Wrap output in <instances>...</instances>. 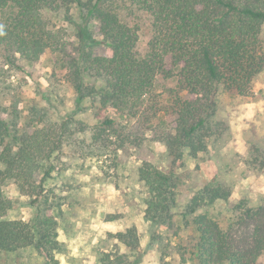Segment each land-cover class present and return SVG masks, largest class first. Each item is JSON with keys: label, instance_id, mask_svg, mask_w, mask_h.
I'll use <instances>...</instances> for the list:
<instances>
[{"label": "trees", "instance_id": "obj_1", "mask_svg": "<svg viewBox=\"0 0 264 264\" xmlns=\"http://www.w3.org/2000/svg\"><path fill=\"white\" fill-rule=\"evenodd\" d=\"M72 9L83 19L75 43L45 16L69 18ZM47 52L77 106L91 105L81 110L87 116L60 118L34 105L23 115L22 74ZM262 73L264 0H0V264L24 250L35 251L42 264H60L55 211L61 205L47 195L48 165L62 158L115 162L119 152L147 140L165 146L171 166L165 172L146 161L136 174L143 219L172 232L160 264H258L264 256V198L256 205L240 200L229 217L215 219L203 211L228 203L232 193L212 180L181 213L194 216L184 223L189 234L180 236L173 222L177 171L186 157L207 153L220 131L214 123L218 95L250 98ZM91 79L101 87L89 85ZM6 185L31 200V221L9 217ZM110 237L128 251L140 250L134 228ZM119 251L103 253L102 264H129Z\"/></svg>", "mask_w": 264, "mask_h": 264}, {"label": "rangeland", "instance_id": "obj_2", "mask_svg": "<svg viewBox=\"0 0 264 264\" xmlns=\"http://www.w3.org/2000/svg\"><path fill=\"white\" fill-rule=\"evenodd\" d=\"M71 14L69 18L52 12L45 16L52 26L65 31L75 43L77 28L81 27L83 19L75 9ZM100 53L108 54L107 51ZM55 62V56L47 52L39 61L28 65V72L22 74L23 115L34 105L50 109L60 118L87 116L81 110L91 105L77 106L73 89L54 75ZM88 84L101 87L100 82L93 79ZM46 97L52 100L47 101ZM51 104L57 108L51 109ZM217 105L214 123L220 125V131L215 132L207 153L195 159L186 157L184 167L177 171L180 181L173 225L182 237L189 234L184 227L185 221L194 218H183L181 213L185 205L195 192L212 180L228 187L232 193L228 203L220 202L203 211L215 219L229 217L231 208L240 200L256 205L264 198V73L257 78L250 98L222 92L217 97ZM117 120L123 121V118ZM113 160L96 163L62 158V162L47 166L52 169L51 174L45 176L47 195L53 201L56 198V203L61 205L60 210L55 211L62 243V251L58 254L60 264H102L103 253L115 254L118 249L129 256V264H160L161 249L172 232L150 226L143 219V193L136 174L146 161L169 172L167 150L164 145L147 140L140 146L133 145L119 152L115 162ZM44 174L42 170L37 175L39 181ZM2 190L10 218L29 222L35 217L29 198L20 195L13 185H6ZM131 228L137 230L141 240L138 252L128 251L110 237ZM1 264H42V261L35 251L24 250L4 256ZM258 264H264V256Z\"/></svg>", "mask_w": 264, "mask_h": 264}]
</instances>
